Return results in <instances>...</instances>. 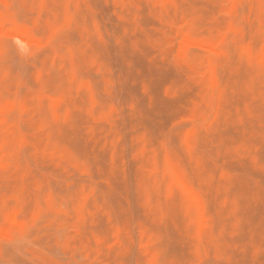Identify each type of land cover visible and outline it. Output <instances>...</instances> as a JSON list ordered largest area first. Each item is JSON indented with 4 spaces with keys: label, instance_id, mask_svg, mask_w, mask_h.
<instances>
[{
    "label": "rangeland",
    "instance_id": "1",
    "mask_svg": "<svg viewBox=\"0 0 264 264\" xmlns=\"http://www.w3.org/2000/svg\"><path fill=\"white\" fill-rule=\"evenodd\" d=\"M0 264H264V0H0Z\"/></svg>",
    "mask_w": 264,
    "mask_h": 264
},
{
    "label": "bare ground",
    "instance_id": "2",
    "mask_svg": "<svg viewBox=\"0 0 264 264\" xmlns=\"http://www.w3.org/2000/svg\"><path fill=\"white\" fill-rule=\"evenodd\" d=\"M242 19H243V18H242ZM243 24H244V23H243ZM19 30H21L20 27H19ZM210 65H211V64H210ZM52 102H53V101H52ZM53 104H54V102H53ZM6 105H7L8 108H12L11 106H10V107L8 106L9 103H8V104L6 103ZM10 105H11V104H10ZM21 106H22V105H21ZM21 106H19V107H21ZM52 107H53V106H52ZM19 109H20V108H19ZM21 109H23V108H21ZM22 111H23V110H22ZM20 112H21V111H20ZM20 112H19V113H20ZM22 113H23V112H22ZM18 117H19V116H18ZM19 118H20V117H19ZM2 120H3V119H2ZM20 121H21V119H20ZM1 122H2V121H1ZM187 135H188V133H187ZM188 136H189V135H188ZM22 140H23V139H22ZM166 159H167V158H166ZM168 165H169V164H168ZM168 165H167V166H168ZM169 168H170V167H169ZM167 169H168V168H167ZM168 170H169V169H168ZM172 172H173V171H172ZM170 174H171V173H170ZM172 176H173V174H172ZM181 189H182V188H181ZM182 191H184V190L182 189Z\"/></svg>",
    "mask_w": 264,
    "mask_h": 264
}]
</instances>
